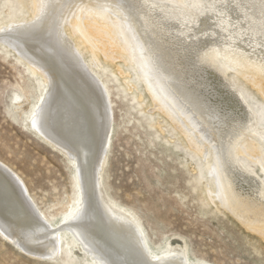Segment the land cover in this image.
<instances>
[{
  "label": "bare ground",
  "instance_id": "bare-ground-1",
  "mask_svg": "<svg viewBox=\"0 0 264 264\" xmlns=\"http://www.w3.org/2000/svg\"><path fill=\"white\" fill-rule=\"evenodd\" d=\"M8 2L0 46L43 84L28 128L68 157L74 190L48 217L0 161L2 236L47 260L56 259L62 241L87 264H212L190 258L178 237L155 251L133 212L105 192L112 117L98 74L104 59L203 159L213 184L207 196L264 238V181L239 158L244 153L264 174V124L229 77L264 101V0H29L21 18Z\"/></svg>",
  "mask_w": 264,
  "mask_h": 264
},
{
  "label": "rangeland",
  "instance_id": "rangeland-1",
  "mask_svg": "<svg viewBox=\"0 0 264 264\" xmlns=\"http://www.w3.org/2000/svg\"><path fill=\"white\" fill-rule=\"evenodd\" d=\"M8 5L14 17H27L31 11L29 0H10ZM10 17L0 16V22ZM4 49L0 46V161L19 176L36 208L48 217L58 215L73 194L72 163L28 128L30 106L43 84L23 61ZM82 52L86 55L87 49L82 48ZM101 62L98 74L109 92L112 117L101 172V183L109 197L133 212L155 251L167 239L173 243V237H178L193 260L264 264V238L241 224L216 198L207 196L213 184L203 159L167 119L150 111L149 99L139 87L138 91L128 90L115 65L104 59ZM117 65L127 68L122 62ZM229 77L264 124L260 95L240 77L233 73ZM239 158L264 181L256 162L244 153ZM0 264L87 262L81 254L64 248L62 241L56 259L47 260L26 254L0 234Z\"/></svg>",
  "mask_w": 264,
  "mask_h": 264
}]
</instances>
